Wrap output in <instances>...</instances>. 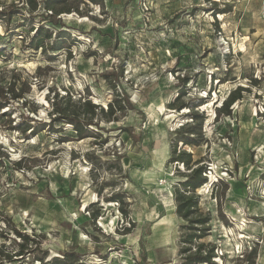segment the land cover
<instances>
[{"label": "rangeland", "instance_id": "obj_1", "mask_svg": "<svg viewBox=\"0 0 264 264\" xmlns=\"http://www.w3.org/2000/svg\"><path fill=\"white\" fill-rule=\"evenodd\" d=\"M2 10L13 16L0 20V87L16 80L27 104L0 113V263L73 253L80 264H187L201 253L264 264V0H0ZM41 25L52 40L36 51ZM56 95L93 123L85 138L78 121L24 130L50 124ZM197 167L207 184L189 195L205 226L177 214ZM15 231L33 241L23 261Z\"/></svg>", "mask_w": 264, "mask_h": 264}, {"label": "trees", "instance_id": "obj_2", "mask_svg": "<svg viewBox=\"0 0 264 264\" xmlns=\"http://www.w3.org/2000/svg\"><path fill=\"white\" fill-rule=\"evenodd\" d=\"M34 8V6H33ZM55 11L58 13V11L55 9ZM13 16V13L9 11H0V20H9ZM52 40V35L49 32V29L45 28L43 25L39 26L37 31H35L33 37L30 39V44L32 49L38 51L39 49H44L47 45V43ZM52 50L59 51L62 48L60 47L59 43H53ZM184 81H187L184 80ZM17 81L13 80L9 83V87L4 88L0 87V113L1 110L7 108L11 102L21 101L23 105L27 104L26 97H25V91H17L16 89ZM239 94L233 93V95L224 102L222 109L223 111H228L230 107L238 100ZM63 97L60 99L59 95H56V100L53 102V106L55 107L54 117L49 125L43 124L42 128L37 130L32 127H24L25 131H30V134L33 133L34 135H37L39 132L46 130L52 126L60 125V124H69V125H75V122L81 125V127H76L75 131L82 137L85 138L84 134L86 133V128L93 126L92 122H86L83 123L79 118L80 112H75L71 110L70 102L63 107L62 101ZM90 105L89 103L85 104ZM111 107V113H113ZM192 109L194 112L195 107L189 106V105H183L182 109ZM3 116V115H2ZM195 121H199L202 119L197 115L196 113H192L191 115ZM80 120V121H79ZM195 133H190V135H194ZM185 144H188V141H181ZM186 153L180 152L177 153L176 150L173 151L172 160L173 163H179L183 164L185 168L186 166H189V161L185 158ZM206 174V168L204 167H197L191 171L190 176H186L187 180L183 183H181V186L184 188V190H177L176 198H177V214L179 217L187 221L189 226H205L211 221L210 215H198L197 217H194L195 214H198V197L195 195H189L191 193V190L195 191L201 186L207 184V178L204 176ZM179 186V185H178ZM192 228V227H191ZM17 234L18 239L20 240L19 251L16 253V261H23L25 256L27 254L33 253L34 251L29 248L30 242H33L27 235H23L17 231H15ZM197 237H191L190 240L187 242L188 244H192L194 240H196ZM199 239L203 237H198ZM10 254V253H9ZM213 255L207 254L202 255L201 253H197L195 255H190L187 257L186 262L187 264H213ZM41 264L44 263L43 260H40ZM3 264V263H0ZM48 264H80L79 257L75 254L66 253L64 255V259H53Z\"/></svg>", "mask_w": 264, "mask_h": 264}, {"label": "built area", "instance_id": "obj_3", "mask_svg": "<svg viewBox=\"0 0 264 264\" xmlns=\"http://www.w3.org/2000/svg\"><path fill=\"white\" fill-rule=\"evenodd\" d=\"M176 168L178 167L180 169V167L184 168L183 164H179V163H175ZM162 186L167 188L170 187V182L168 181V179H164L162 182Z\"/></svg>", "mask_w": 264, "mask_h": 264}]
</instances>
